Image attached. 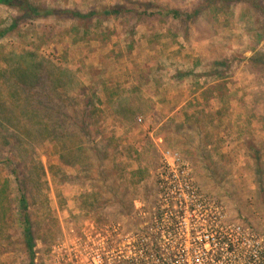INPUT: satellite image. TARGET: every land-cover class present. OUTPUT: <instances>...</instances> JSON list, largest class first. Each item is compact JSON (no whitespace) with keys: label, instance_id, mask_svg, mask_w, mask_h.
Masks as SVG:
<instances>
[{"label":"rangeland","instance_id":"obj_1","mask_svg":"<svg viewBox=\"0 0 264 264\" xmlns=\"http://www.w3.org/2000/svg\"><path fill=\"white\" fill-rule=\"evenodd\" d=\"M32 1L84 14L95 11L86 26L98 21L99 27L76 34L69 17L24 19L0 5V70L10 52L31 51L42 62L36 84L23 95L11 98L12 90L0 86V264H30L18 183L27 200L35 264H90L75 257L82 247L71 234L154 233L161 228L166 233L169 214L152 223L163 205L158 174L165 160L184 172L188 187L198 194L194 211L182 220L185 230L193 224L205 227L218 216L217 230L239 225L263 235L264 0ZM117 5L136 12L103 14ZM141 24L151 28L146 40L151 52L166 38L168 49L161 55L135 48L131 31ZM173 53L186 66L185 94L195 95L182 119L135 113L125 124L118 122L123 116L109 110L104 93L108 97L118 84L134 90V80L125 72L118 77L120 68L114 66L148 56L165 64ZM55 68L67 71L60 75L66 92L54 88ZM114 76L123 82L115 80L106 88L105 80ZM92 237L85 247L98 262L101 236ZM176 242L162 236L154 248L166 253ZM181 246L189 264L210 260V251L195 250L189 239ZM113 255L107 263L115 260Z\"/></svg>","mask_w":264,"mask_h":264},{"label":"built area","instance_id":"obj_2","mask_svg":"<svg viewBox=\"0 0 264 264\" xmlns=\"http://www.w3.org/2000/svg\"><path fill=\"white\" fill-rule=\"evenodd\" d=\"M161 167L158 178L160 199L163 201V205L157 216L152 219V223H161L164 221V214H169L168 224L165 226L167 232H163L161 228L159 232L154 233L91 231L71 234L70 236H78L75 239L77 242L80 241L82 247L80 256H75L76 258L82 256L90 264H110L107 263L106 258L113 253L116 258L111 264H189L188 253L181 246V241L185 243L189 239L195 250L206 253L210 251V260L203 264H219L224 260L228 261V264H264V234L256 235L239 225H229L217 230L218 216H214L211 221L209 219L210 222H205V227L193 224L190 230H185L182 220L186 213L194 211V200L198 194L188 187V180L185 178L184 172H181L182 174L177 172L167 160ZM92 236H101L99 238L101 245L96 246L98 262L94 260V256L87 252L85 247L89 240L93 241ZM162 236H169L177 240L176 244L166 250V253L154 248V244L158 243ZM234 237L241 239L240 246L235 244ZM207 244L210 245V249L206 248ZM62 245L66 248L69 247L67 241ZM158 251L161 255L159 260L156 259ZM65 256V260L71 263L72 257L67 251ZM191 264L202 263L199 260V262Z\"/></svg>","mask_w":264,"mask_h":264},{"label":"crops","instance_id":"obj_3","mask_svg":"<svg viewBox=\"0 0 264 264\" xmlns=\"http://www.w3.org/2000/svg\"><path fill=\"white\" fill-rule=\"evenodd\" d=\"M123 30L122 31L125 34L124 36H126L128 31H125L126 29ZM150 31L151 28L147 27V25H137L135 29L131 31L133 34H136V38L133 41L134 46L135 48L139 46L141 47V49L146 50L145 53L161 55L164 49H168L166 48V44L168 42L166 43V38L162 36L160 38L161 42L155 46L157 47L156 51L154 50L151 52V50L147 47L148 43L146 42V40L148 41V34ZM162 31L163 30H157V33H162ZM124 36L119 38L121 47H123L122 43H125ZM172 48H175L176 50L177 47ZM168 56V59L167 57L166 59H164L165 64L162 62V60L153 61L148 56L147 59L143 61L137 59V62L135 64L132 63V65L128 64L127 60L125 59L124 61L120 62L119 65L117 64V66H114L117 68V70L120 68V70L116 73L118 77L124 78L121 77L120 74L122 72H125V76L127 75L126 78H130L129 80H134L133 84H131L134 86V90H132L131 88L129 92H127L126 94L123 93L122 95V97L125 95H128L130 97L129 104H126L127 110L129 109L131 112L133 111V113L136 114L143 113L146 115H151V117L152 114L161 113L166 115L162 119L163 121L178 118L180 120L182 119L183 114L187 111L184 107H186V104L189 102V100H192L195 95L193 93H190L188 96L187 94H185L187 82L186 72H183L182 70L186 66L182 63L180 57L175 54H168ZM125 64L126 68H124ZM115 80L118 82H123L121 80H118L117 77L114 76V78L112 79L105 80L106 88H108V85H112ZM158 82H160V85H158ZM125 85L126 87H129L128 85L130 84ZM112 87V90H118V94H116L115 96L113 95V98L111 96L112 94L109 93L107 97L106 93H103L105 94V99L107 100V106L109 107V110H113V112H116L118 111L117 107L119 105L120 98H122L121 90L127 91V89L122 88L123 84H118ZM115 115L121 114L116 112ZM124 120L125 117L123 116L120 117L118 122L124 123Z\"/></svg>","mask_w":264,"mask_h":264},{"label":"trees","instance_id":"obj_4","mask_svg":"<svg viewBox=\"0 0 264 264\" xmlns=\"http://www.w3.org/2000/svg\"><path fill=\"white\" fill-rule=\"evenodd\" d=\"M0 5H5L7 7L17 10L24 19H35L39 17H47V16L55 15V20L59 21L63 19H68L69 17L71 21V25H73L70 29H72L73 33L76 32V34H78L77 32H79L81 29L84 35L90 34L92 30H95L96 28L99 27L98 21L97 23L95 22V24H92L94 25L93 27L92 25L91 27L90 25L86 26V21L95 15L94 13L95 11L84 14L74 8H60V7L53 8L45 4L35 3L32 0H0ZM126 12H136V11L126 8L122 5H117L111 7L103 14L116 16L119 15L120 13H126ZM173 13L176 14L178 12L177 10H173ZM64 16H67V18H62ZM82 19H83L82 24L78 23V21ZM7 29H5V32L7 31ZM3 34L4 32H2L0 36ZM6 57H7L6 60L7 65L5 68H2L0 70V86H2L3 88H7L8 90L10 88L12 92L8 93L9 97L15 98L16 96L23 95L24 90H27L28 87H33L36 84V81L40 75L39 72L41 71L40 66L42 65L41 64L42 62L37 61L36 54L34 52L32 53L31 51H24L20 54H15L13 52H10L9 54H6ZM53 71L51 76L55 90L59 89L62 92H66V89L68 87L66 86V84L64 87V83L66 82L60 77V75H63L65 72L67 73L66 69L55 68L53 69ZM117 91L112 90L110 92V94H112L111 95L112 98L116 94H118ZM127 92L129 91L121 90V97L123 93L126 94ZM129 102H130V97L128 95H125L122 98H120V102L117 107L118 111L116 112L123 115L125 118H128L129 114H135L133 113V111L131 112L129 109L127 110L126 104H129ZM116 112H114V114H116ZM48 127L49 126H45L44 129L49 130ZM64 150L65 147L63 145L62 151ZM61 155H63V152ZM18 191H19V197H18L19 209H20V215L22 216L23 231L25 235L24 242L30 255V264H35L34 241L31 233L30 221L26 213L28 205L22 185L19 183H18Z\"/></svg>","mask_w":264,"mask_h":264}]
</instances>
